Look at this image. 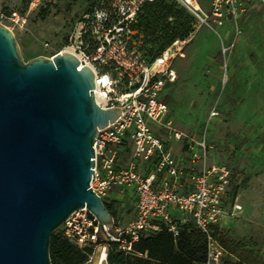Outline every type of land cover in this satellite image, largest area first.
<instances>
[{
    "label": "built area",
    "instance_id": "obj_1",
    "mask_svg": "<svg viewBox=\"0 0 264 264\" xmlns=\"http://www.w3.org/2000/svg\"><path fill=\"white\" fill-rule=\"evenodd\" d=\"M147 1L151 0H95L74 20L65 44L55 51L70 50L79 60L78 68H91L97 105L122 107L112 122L97 128L90 187L105 201L113 188L131 189L136 196L135 216L124 228L115 227L114 234L103 224L111 240L95 234L99 221L85 207L72 212L60 229L76 247L98 248L99 260L107 262L111 241L129 252L143 233L164 225L176 236L179 224L192 222L206 236L204 264H220L225 250L213 229L224 216L234 215L223 204L236 174L210 162L212 147L205 129L189 133L173 124L162 92L177 80L173 61L190 38L176 39L148 59L140 47L143 34L135 26ZM176 1L195 21L208 26L236 22L253 2L264 8V0H209L206 7L201 0ZM233 44L222 52H229ZM215 114L211 110L210 116ZM174 142L180 144L177 151ZM127 148L130 158L123 162L120 154Z\"/></svg>",
    "mask_w": 264,
    "mask_h": 264
},
{
    "label": "rangeland",
    "instance_id": "obj_2",
    "mask_svg": "<svg viewBox=\"0 0 264 264\" xmlns=\"http://www.w3.org/2000/svg\"><path fill=\"white\" fill-rule=\"evenodd\" d=\"M94 1L0 0V21L14 32L24 61L50 57ZM208 1L201 0L204 7ZM191 23L190 39L173 61L177 81L167 84L162 95L173 124L189 133L205 129L210 162L236 174L223 204L234 215L224 216L219 230L264 257V212L260 215L257 207L258 194L264 197V8L253 2L236 22L208 26L192 18ZM232 42L224 54L222 48ZM211 110L216 111L212 117ZM130 154L123 150L121 160ZM106 199L115 202L110 228L115 234V227L122 229L134 218L136 196L131 189L113 188ZM227 257L225 252L220 264ZM83 264L111 263L100 261L95 248Z\"/></svg>",
    "mask_w": 264,
    "mask_h": 264
},
{
    "label": "water",
    "instance_id": "obj_3",
    "mask_svg": "<svg viewBox=\"0 0 264 264\" xmlns=\"http://www.w3.org/2000/svg\"><path fill=\"white\" fill-rule=\"evenodd\" d=\"M69 51L24 61L14 32L0 21V264H52L50 236L67 217L88 209L114 218L90 187L97 128L120 106L94 100V73Z\"/></svg>",
    "mask_w": 264,
    "mask_h": 264
},
{
    "label": "trees",
    "instance_id": "obj_4",
    "mask_svg": "<svg viewBox=\"0 0 264 264\" xmlns=\"http://www.w3.org/2000/svg\"><path fill=\"white\" fill-rule=\"evenodd\" d=\"M191 21L192 16L176 0L147 1L135 25L143 34L140 46L143 54L148 59L153 58L174 40L189 37L193 30ZM104 202L114 217V200ZM213 234L231 256L222 264H264V257L240 241L229 240L217 225ZM108 247L107 261L111 264H150L152 261L204 264L207 258L206 236L192 222L179 224L176 236L164 225L155 232L143 233L132 243L129 252L119 249L115 241L109 242ZM91 252L92 247H76L61 229L50 236L49 256L52 264H83Z\"/></svg>",
    "mask_w": 264,
    "mask_h": 264
},
{
    "label": "crops",
    "instance_id": "obj_5",
    "mask_svg": "<svg viewBox=\"0 0 264 264\" xmlns=\"http://www.w3.org/2000/svg\"><path fill=\"white\" fill-rule=\"evenodd\" d=\"M227 21H229V20H227ZM227 21H225V22H227ZM231 21V20H230ZM224 22V23H225ZM178 74V73H177ZM177 81V80H176ZM175 81V82H176ZM174 82V83H175ZM179 146H180V144L178 143V142H174L173 143V147H174V149L177 151L178 149H179ZM109 195V194H108ZM248 199V198H247ZM257 207H258V210H259V213H260V215H261V213H263L264 212V197L261 195V194H258V196H257Z\"/></svg>",
    "mask_w": 264,
    "mask_h": 264
},
{
    "label": "bare ground",
    "instance_id": "obj_6",
    "mask_svg": "<svg viewBox=\"0 0 264 264\" xmlns=\"http://www.w3.org/2000/svg\"><path fill=\"white\" fill-rule=\"evenodd\" d=\"M70 52V50H68Z\"/></svg>",
    "mask_w": 264,
    "mask_h": 264
}]
</instances>
